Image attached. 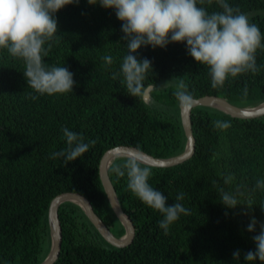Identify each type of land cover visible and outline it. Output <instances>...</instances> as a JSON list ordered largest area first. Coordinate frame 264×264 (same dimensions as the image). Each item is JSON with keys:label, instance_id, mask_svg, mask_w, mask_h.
I'll return each instance as SVG.
<instances>
[{"label": "trees", "instance_id": "obj_1", "mask_svg": "<svg viewBox=\"0 0 264 264\" xmlns=\"http://www.w3.org/2000/svg\"><path fill=\"white\" fill-rule=\"evenodd\" d=\"M228 3L248 14L264 34V0ZM203 7L221 11L215 0ZM55 19L60 37L51 42L43 62L67 67L74 74L72 92L32 100L37 94L27 86L24 62L0 50V264H40L46 258L51 244L48 207L63 193L84 196L115 237L124 234L99 179L101 157L120 146L138 147L155 158L183 152L186 138L173 94L178 79L185 81L195 99L217 97L237 107L264 102V50L256 53L258 73L229 77L222 88H213L208 68L188 55L186 42L165 48L142 46L134 55L152 62L145 86L157 87L144 101L127 93L122 76L111 79L127 54L122 24L113 9L79 0L59 10ZM105 55L114 58L111 66H105ZM216 120L231 127L216 129ZM64 126L82 134L85 142L97 140L82 157L67 164L63 158H51L53 152L67 147ZM191 130L192 157L172 167H150L149 178L150 185L168 198L169 206L183 191L181 203L191 209L189 216L182 215L165 234L158 226L161 214L128 190L126 176L118 179L109 167L120 207L134 226L132 242L124 248L109 245L82 210L66 202L58 209L62 239L54 264H264L244 259L248 251H255L253 237L264 222V190L252 194L250 210L225 208L219 192L220 188L234 192L242 185L247 194L257 179L264 178V114L238 119L198 106L191 110ZM228 173L236 179L225 185ZM253 217L258 223L249 233L247 225ZM236 250L241 254L238 260L233 259Z\"/></svg>", "mask_w": 264, "mask_h": 264}, {"label": "clouds", "instance_id": "obj_2", "mask_svg": "<svg viewBox=\"0 0 264 264\" xmlns=\"http://www.w3.org/2000/svg\"><path fill=\"white\" fill-rule=\"evenodd\" d=\"M90 6L97 3L104 9H113L121 22L122 39L127 42V54L123 57L120 70L111 74L112 80L123 77L121 83L134 98H143L148 90L157 88L153 83L145 86L144 81L152 73V62L147 58L137 59L135 53L142 46L165 48L169 43L186 42L188 55L194 61L208 68L213 88H222L229 77L236 78L245 73H258L256 63L258 49L264 50V34L258 25L250 22L248 14L233 7L228 0H215L221 11L209 12L203 5H212L214 0H87ZM79 0H0V50H7L12 58L24 62L23 73L27 86L38 96L66 94L75 85L73 73L67 67L46 65L43 61L58 40V24L55 14L67 5L78 4ZM47 44V47L45 45ZM106 67L114 63L111 55L102 57ZM166 82L162 87H166ZM248 89H243L247 96ZM174 96L180 109L189 113L195 98L183 79L175 83ZM214 127L225 131L231 127L226 121L216 120ZM67 147L53 152L51 158H63L64 164L82 157L97 140L85 142V137L68 127L61 128ZM115 151V150H114ZM144 154L137 147L126 156L114 154L109 161L110 171L116 177H127V188L147 207L160 213L158 222L165 234L180 217L189 216L191 209L181 203L185 193L179 191L175 203L167 205V197L149 183L151 168L144 163ZM122 160L118 163L117 161ZM236 179L228 173L223 178L225 185ZM213 184L216 181L212 182ZM242 185L234 192L219 189L221 203L227 209L244 206L247 210L254 203L253 193L264 190V178L257 179L254 188L245 193ZM243 198L241 201L240 198ZM227 214V213H226ZM245 214H248L247 212ZM253 217L247 225L252 233L257 226ZM255 251L244 255L247 262L264 261V222L259 224V234L253 237ZM239 250L233 252V259L240 258Z\"/></svg>", "mask_w": 264, "mask_h": 264}, {"label": "water", "instance_id": "obj_3", "mask_svg": "<svg viewBox=\"0 0 264 264\" xmlns=\"http://www.w3.org/2000/svg\"><path fill=\"white\" fill-rule=\"evenodd\" d=\"M150 91L151 89L146 92L145 96L143 97L144 101L148 100ZM195 101L196 102L193 108L198 106L214 108L231 116L232 118L249 119L264 114V102L255 107H237L229 104L224 99L217 97H202L195 99ZM179 115L181 126L186 138L185 148L183 152L171 158H155L143 153L146 158L144 163L149 167L166 168L176 166L187 161L194 154L195 139L192 135L191 130V111L186 114L179 107ZM134 150L136 149L126 146H120L107 151L101 157L98 170L99 179L103 191L107 197L108 203L115 217L118 219V221L124 228V234L119 238L115 237L110 231V229L94 213L90 202L84 196L77 193L60 194L51 200L48 207L47 217L51 244L48 255L40 264H54L59 256L62 237L60 223L58 220V209L61 204L66 202H70L77 205L82 210L89 222L96 229L98 234L109 245L116 248H124L132 242L134 237V226L131 220L125 215V213L120 207L115 190L108 177L107 171L110 166L109 161L112 159L114 154L118 153L123 157L126 156L127 153Z\"/></svg>", "mask_w": 264, "mask_h": 264}, {"label": "bare ground", "instance_id": "obj_4", "mask_svg": "<svg viewBox=\"0 0 264 264\" xmlns=\"http://www.w3.org/2000/svg\"><path fill=\"white\" fill-rule=\"evenodd\" d=\"M110 167V166H109ZM109 169V168H108ZM107 173H108V171H107ZM118 220V219H117Z\"/></svg>", "mask_w": 264, "mask_h": 264}]
</instances>
